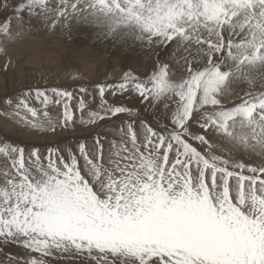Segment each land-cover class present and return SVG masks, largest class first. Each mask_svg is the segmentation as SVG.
<instances>
[{
    "label": "snow or ice",
    "instance_id": "obj_1",
    "mask_svg": "<svg viewBox=\"0 0 264 264\" xmlns=\"http://www.w3.org/2000/svg\"><path fill=\"white\" fill-rule=\"evenodd\" d=\"M0 11L6 41L27 15L29 28L75 27L152 60L146 76L126 70L94 91L36 85L5 101L37 135L122 121L119 141L0 146V252L23 250L7 264H264V0H0ZM236 84L249 91L227 106Z\"/></svg>",
    "mask_w": 264,
    "mask_h": 264
},
{
    "label": "rangeland",
    "instance_id": "obj_2",
    "mask_svg": "<svg viewBox=\"0 0 264 264\" xmlns=\"http://www.w3.org/2000/svg\"><path fill=\"white\" fill-rule=\"evenodd\" d=\"M12 2L17 3L19 0H12ZM6 15L11 16V11L7 13L0 11V22L4 21ZM28 20L29 17L25 15V33L21 39L6 41L0 37V47H4L6 50V54L0 53V146L4 144L23 146L26 153L28 149L37 146L44 154L49 147H74L76 141L82 137L88 138V143L91 144L93 135L97 131L106 136L108 141H119V128L122 126V121L119 118L106 121L103 128L78 127L75 132L70 129L63 131L58 129L55 134L37 135L17 123V118L12 115L14 109L7 107L5 101L7 99L17 101L25 90L36 85L42 87L58 85L73 90L83 84L90 91H94L95 85L99 83L118 81L121 73L126 70H131L140 77L146 76L152 68V60L147 59L137 50H130L126 53L121 45L114 44L112 41H97L88 31L77 30L75 27L69 30L58 25L54 33L42 25H38L34 19L32 20L33 27L29 28ZM12 27L13 30L18 27L15 19H12ZM9 58L12 61V66L5 72L2 66L7 63ZM65 71L77 72L81 79L78 82H73L60 78L59 74ZM42 74H46L48 78L43 79ZM180 78L179 73L172 77L173 80ZM245 85H234L232 91L226 94L228 97L225 95L226 97L223 98L225 105L231 106L234 102L239 103L240 98L249 91L248 86L245 87ZM257 85L252 91L262 90L259 84ZM87 99L91 101L92 97L89 96ZM109 100L116 103H136L134 99L130 101L127 97H111ZM30 103L34 102L30 101ZM72 103L75 104V101ZM98 103L99 97L96 96L93 107ZM34 106L38 111L42 110L41 105L34 104ZM49 111L54 118L59 117L60 110L57 107L50 106ZM76 114L80 115L79 112ZM148 119L151 117L149 116ZM109 147L110 145L106 141L105 150L107 151ZM3 163V158L0 157V166ZM6 253L20 256L23 254V250L10 246L4 252H0V260H3L4 264H7ZM52 264H83V261L79 258H62L52 260Z\"/></svg>",
    "mask_w": 264,
    "mask_h": 264
},
{
    "label": "bare ground",
    "instance_id": "obj_3",
    "mask_svg": "<svg viewBox=\"0 0 264 264\" xmlns=\"http://www.w3.org/2000/svg\"><path fill=\"white\" fill-rule=\"evenodd\" d=\"M40 29V28H39ZM55 33V32H54ZM79 43V42H78ZM80 45V44H79ZM32 46V45H31ZM101 49V48H100ZM99 50V49H98ZM101 51V50H100ZM87 52V51H86ZM83 53V52H82ZM87 54V53H86ZM92 55V54H91ZM101 55V54H100ZM132 55V54H131ZM90 58V57H89ZM127 59H129V58H127ZM133 61V60H132ZM138 65V64H137ZM242 85V84H241ZM258 86V85H257ZM238 87H239V85H238ZM242 87H244V86H242ZM245 87H247L246 85H245ZM247 89V88H246ZM238 90H240V89H238ZM242 91V90H241ZM235 92V91H234ZM228 94V93H227ZM242 94V93H241ZM227 97H228V95H226ZM225 96V97H226ZM109 98H111V97H109ZM116 98V97H115ZM91 99V98H90ZM123 99V98H122ZM118 100V99H117ZM120 100V99H119ZM120 101H123V100H120ZM131 101H133V100H131ZM234 101V100H233ZM134 103V102H133ZM95 107V106H94ZM4 130V129H3ZM15 133V132H14ZM13 135V134H12ZM49 136V135H48ZM60 136V135H59ZM42 137H44V136H42ZM57 143V142H56ZM56 146V145H55ZM245 159H248V157H245ZM259 163V162H258ZM16 253V252H15Z\"/></svg>",
    "mask_w": 264,
    "mask_h": 264
}]
</instances>
